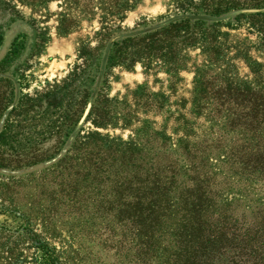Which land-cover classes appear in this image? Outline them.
Returning <instances> with one entry per match:
<instances>
[{
    "label": "rangeland",
    "instance_id": "rangeland-1",
    "mask_svg": "<svg viewBox=\"0 0 264 264\" xmlns=\"http://www.w3.org/2000/svg\"><path fill=\"white\" fill-rule=\"evenodd\" d=\"M175 1L0 0V228H25L55 248L63 264H145L112 202L116 195L92 178L68 183L69 157H93L100 136L113 149L136 147L139 157L166 171L196 165L209 178L205 185L219 191L213 219L225 215L238 231L251 228L264 239V20L258 17L221 28L216 40L182 52L177 65L154 58L112 69L101 100L108 122L97 124L91 115L80 133L94 138L90 146L73 145L67 160L47 166L64 147L60 123L79 117L92 97L67 79L80 52L92 51L109 28L170 13ZM65 93H73L71 112L51 115ZM20 238L7 245L9 252L1 249L0 264L42 261L39 248Z\"/></svg>",
    "mask_w": 264,
    "mask_h": 264
},
{
    "label": "trees",
    "instance_id": "trees-1",
    "mask_svg": "<svg viewBox=\"0 0 264 264\" xmlns=\"http://www.w3.org/2000/svg\"><path fill=\"white\" fill-rule=\"evenodd\" d=\"M257 17L264 20V0H176L168 14L143 19L132 28H109L92 51L80 52L76 73L67 77L77 92L92 97L82 103L79 117L60 123L65 130V138L60 137L64 147L47 166L67 160L73 145L80 146L77 150L90 146V138H94L80 133L91 115L100 120L97 124L108 122L104 118L109 107L101 100L112 69L154 58L177 65L182 52L205 40H216L221 28H236L243 19ZM3 43L0 25V50ZM73 93H65L64 100L48 112L58 116L71 112L69 95ZM13 110L15 107L10 112ZM96 138L93 157H69L68 183L92 178L96 187L105 186L116 195L112 202L118 215L125 214L138 259L143 256L145 264H264V239H256L253 229L238 231L225 215L213 219L219 191L205 185L209 178L198 172L196 165L179 163L174 171H166L139 157L136 147L113 149L102 137ZM20 237L42 253V261L33 257V264H63L55 248L34 240L23 227L16 231L0 228V251L9 252L7 245Z\"/></svg>",
    "mask_w": 264,
    "mask_h": 264
},
{
    "label": "water",
    "instance_id": "water-1",
    "mask_svg": "<svg viewBox=\"0 0 264 264\" xmlns=\"http://www.w3.org/2000/svg\"><path fill=\"white\" fill-rule=\"evenodd\" d=\"M87 113V112H86Z\"/></svg>",
    "mask_w": 264,
    "mask_h": 264
}]
</instances>
